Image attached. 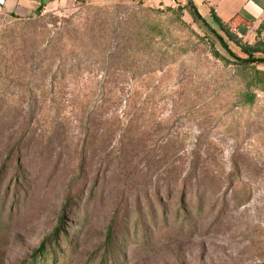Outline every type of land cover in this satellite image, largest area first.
I'll return each instance as SVG.
<instances>
[{
	"label": "rangeland",
	"instance_id": "rangeland-1",
	"mask_svg": "<svg viewBox=\"0 0 264 264\" xmlns=\"http://www.w3.org/2000/svg\"><path fill=\"white\" fill-rule=\"evenodd\" d=\"M163 8L69 3L0 24V264L34 260L68 190L63 228L72 251L62 233L59 241L72 264L100 263L115 210L118 249L107 264H264V92L235 106L233 66L204 44V26L184 13L179 27L155 11ZM133 20L160 21L166 42L180 48L164 72L144 80L105 75L92 62L69 71L67 61L63 73L57 59L45 66L61 45L95 44ZM105 77L121 103L111 97L100 108ZM75 96L94 119L75 113Z\"/></svg>",
	"mask_w": 264,
	"mask_h": 264
},
{
	"label": "trees",
	"instance_id": "trees-1",
	"mask_svg": "<svg viewBox=\"0 0 264 264\" xmlns=\"http://www.w3.org/2000/svg\"><path fill=\"white\" fill-rule=\"evenodd\" d=\"M138 4H142V2H138ZM41 11L39 9L36 15L40 14ZM155 11L157 13H168L173 19L172 22L176 23L179 27H186L181 19L184 13L190 14L194 20L200 22L206 30L202 41L210 48L212 55L224 64H231L233 66L232 76L238 79L237 91L232 98L236 103L235 106L245 107L256 103L258 93L264 92V70L257 67L260 63H264V42L258 38L253 44L244 42L237 34L231 31V27L228 24L223 23L213 15L214 22L217 24L219 31L216 30L199 14L192 0H187V3L184 5L178 3L175 7L165 6L163 10L155 9ZM260 32L261 28L257 31V36ZM55 34L56 32H53L52 36L46 38L47 42L44 49H49L52 42L57 39L59 33ZM102 34L103 38H100L95 44L77 46L76 44L65 43L61 45L55 52L47 54L48 58L46 61H48L47 64L49 63V65L47 66L46 64L45 66L49 67L51 61L53 63V60L57 59L55 61L58 65L56 73H63L62 69H64L63 66L67 61L71 67L69 71H73L74 68H85L92 62L94 66H99L105 72V75L121 73L133 77L143 76L144 80H146L151 74L164 72L170 63L175 61L176 56L180 52V48L174 45L171 46L166 42L168 30L160 21L149 25L148 22L133 20L126 30L118 29L112 31L110 34L101 33L100 35ZM227 41L232 42L245 56L242 57L235 53ZM216 44L222 48L223 54L217 50ZM258 54L262 56H257ZM55 75L53 74V79ZM99 81L101 82V89L104 90L99 107H107L112 97L111 95L109 97L108 93L111 92L110 87L113 80L105 77ZM76 96L73 102L75 113H81L80 119L83 117L94 119L96 110H92L89 114L87 113V116L84 115L85 111H87V105H79L80 100ZM112 98L118 99L119 103H121V98L117 96H113ZM124 101L127 108L126 114L128 115L131 108L135 105L134 97H128ZM131 119L129 118L127 121L128 124L125 126L123 137L126 136V132H129ZM116 122L119 123L117 118ZM71 194L72 192L68 190L65 202L58 215L56 228L50 236L45 238L39 246L40 248L34 252V260L27 264H72L71 260L68 259L71 252L67 254L62 252L64 246L59 241V233H62V241L65 243V246L67 245L69 251H72L73 245L64 233L65 230L63 228L64 214L71 199ZM179 201L181 205L185 208L187 207L186 191L180 193ZM184 211H187V209H184ZM142 217L140 215V219ZM162 221L165 222V219H162ZM119 225V210H115V214L111 217L108 224L106 242L99 264H107L110 258L111 261L115 260L114 252L118 249V245L115 242L114 236ZM48 257L51 259L50 262L47 260Z\"/></svg>",
	"mask_w": 264,
	"mask_h": 264
},
{
	"label": "crops",
	"instance_id": "crops-1",
	"mask_svg": "<svg viewBox=\"0 0 264 264\" xmlns=\"http://www.w3.org/2000/svg\"><path fill=\"white\" fill-rule=\"evenodd\" d=\"M138 2L155 7H175L178 3L186 4L187 0H0V24L13 18H31L39 9H53L69 3L103 6ZM192 2L208 23L214 22V15L228 24L244 42L253 44L257 38L264 42V0H192ZM259 28L261 32L257 36Z\"/></svg>",
	"mask_w": 264,
	"mask_h": 264
}]
</instances>
